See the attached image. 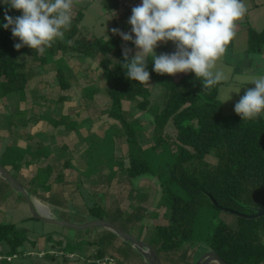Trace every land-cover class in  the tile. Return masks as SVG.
I'll return each instance as SVG.
<instances>
[{"label": "trees", "instance_id": "trees-1", "mask_svg": "<svg viewBox=\"0 0 264 264\" xmlns=\"http://www.w3.org/2000/svg\"><path fill=\"white\" fill-rule=\"evenodd\" d=\"M104 4L109 13L119 9L115 0H104ZM6 9L10 16L22 15L21 11L0 3V99L11 93L25 92L36 77L37 70L47 65L55 70L60 89L68 91L73 82L66 77V71L70 69L66 56L99 58L97 68L101 69L109 98L108 106L102 114L108 115L113 122L104 137L105 141L110 139L112 142V148L107 152L110 156L107 157L106 178L109 183L118 177L130 182L147 174L158 179L161 195L153 214L165 208L164 218L167 222L155 225L150 239L145 242L155 248L162 264H179L178 260L186 258L183 249L186 244L201 246L202 243L228 264H264V217L238 216L235 226L217 219L220 210L255 215L259 209H264L263 117L242 120L237 114L226 116L224 105L217 98L220 83L211 88H203L202 78H196L192 72L178 79L173 75L158 74L153 71L149 56L147 71L150 79L163 89L162 102L153 110L152 91L148 83L129 80L120 66L123 62L122 46L126 43L120 36L113 35L109 39L99 38L94 41L85 39L79 28L84 13L72 8L70 27L62 29L64 38L54 39L43 55L28 46L16 50L14 44L20 42L19 38L12 36L10 28L3 27L7 22L4 20ZM120 29L127 32L126 25ZM68 40L72 41L71 45L67 43ZM128 45L133 47L131 42ZM246 52L250 55L264 53V28L258 31L250 25L247 27ZM59 53L62 56L57 58ZM83 92L86 98L93 99L97 95V88L85 87ZM69 100L70 96L60 95L58 103ZM125 102H130L129 110L124 109ZM133 109L143 110L153 118V144L149 147H143L139 140L144 125L139 117L132 119ZM21 112L17 110V113ZM53 115L49 111L40 118L52 122L56 127L66 125L73 130L78 127L80 130L84 123L80 126L70 115ZM26 124L27 119L22 126ZM169 125L175 130L172 143L165 134ZM118 137H125L128 165L124 159L115 155ZM98 145V150L102 149V144ZM26 156L27 149L10 145L0 163L14 175L13 171L18 172L27 163ZM31 156L40 161L49 156V150L42 148ZM209 156H213L216 162H208ZM4 159H8L7 163L2 162ZM64 166L70 167V160L65 161ZM102 166H98V174ZM53 174V166H41L29 185H23L31 195L38 197L40 189L45 192L52 190L53 180L59 183L65 180L62 174L55 178ZM0 179L3 180L2 177ZM149 194L142 195L138 191V204L131 206L134 213L129 215L128 220L146 216ZM87 212L91 219H105L103 216L106 210L97 201L87 207ZM119 214L121 217L125 215L120 210ZM205 216L209 218L206 227L201 224ZM114 236V233L106 231L99 241L82 240L81 244L99 247L94 259L84 264H107L110 259L106 249ZM48 240H52V237ZM28 242L33 241L27 230L18 228L14 223L0 222V246L5 247L0 252V263L9 264L14 258L24 256L26 252L23 247ZM58 244L62 246L63 241H58ZM70 244L64 246L61 256L46 252L42 257L55 260L58 256L67 263L68 255L75 256V251L69 249L76 245L70 247ZM85 251L79 254L77 260L85 256ZM161 254L165 256V262ZM144 264L148 263L144 261Z\"/></svg>", "mask_w": 264, "mask_h": 264}, {"label": "rangeland", "instance_id": "rangeland-1", "mask_svg": "<svg viewBox=\"0 0 264 264\" xmlns=\"http://www.w3.org/2000/svg\"><path fill=\"white\" fill-rule=\"evenodd\" d=\"M0 3H4V0H0ZM243 3L246 5L247 12L242 19L236 22L235 37L231 41L233 52L239 54L238 57L245 54L244 51L247 47V27L250 25L258 31L264 28V0H243ZM126 12L129 11L126 10ZM109 14L105 8L100 6L98 0L93 2L85 11V18L80 24L81 36L89 41L112 37L111 29L113 27L121 28L125 22L122 17L116 18V16L114 17V15ZM135 50L133 49V55ZM154 51L157 55L161 53H172L175 51V44L172 41H168L167 43L159 42ZM256 56L259 57V55ZM66 57L70 61V64H72V69L66 76L71 78L70 80L73 82L72 88L68 91L63 92L60 89L57 85L55 73L51 66L47 65L45 68L37 70L36 77L30 82L25 92L11 93L0 99V145L2 144L1 142H4V144L20 146L21 149H24V143L20 144L22 141L20 140V135L23 131L22 123L26 119L27 123H31L26 129L30 133L33 124L42 122L39 117L46 111H51L54 115H63V113L70 115L72 119L79 121L80 126L83 121L81 132L78 135L68 131L66 132L62 127H57L54 130L44 129L45 133H49L47 136L38 134L35 137L41 142H45L47 138L51 142L56 140H58V143L60 141H66L73 148V151H76L75 154L78 159L75 162L77 164L72 167V170L84 175L81 176L76 172L66 171L68 176L63 182L59 183L53 180L52 190L45 192L40 189L39 198H35L36 202L39 201L48 209L49 214L37 207L45 215L74 224H82L92 220L88 215L87 207L93 204L94 201H97L106 210L103 216L105 218L104 220L119 226L137 239L145 242L150 239L155 225L167 222L164 218L165 208L159 209L157 213L153 214L161 195L160 183L157 178L151 175L140 176L130 182L123 179L120 180V177L111 183L108 182L106 178L108 173L107 157L110 156V153L108 154L107 152L112 148V142L110 139L105 141L104 137L112 127L111 124L113 122L108 115L102 114V111H105L108 106L109 98L105 90V81L101 69L97 68L99 58ZM233 57L230 51L227 50L225 55L217 61V69L224 71L225 75L229 77L228 80L220 82L218 96L221 95L220 89L222 88L226 89L229 86L233 90L241 88L239 94L232 93V99L223 104L224 114L226 116L235 115L234 106L240 97L244 95L246 89L255 87L254 84H248L250 80L253 77L264 76V73L256 74L253 69H247L246 72H239L237 65L232 61ZM184 74L186 73H177L173 76L178 79ZM148 86L152 91L151 102L154 110V107L160 105L162 102L161 93L163 89L151 79L149 80ZM85 87H96V97L93 99L86 98L83 92ZM60 95H68L70 96V100L58 103ZM21 107L27 108V110L17 113V110ZM130 108V102H125L124 109L129 110ZM132 111L134 112L132 119L139 117L144 125V130L139 134V140L143 147H149L153 144V118L143 110L133 109ZM54 115L53 117H55ZM260 116L264 118V112ZM9 124L12 125L11 129L9 128ZM50 132H53L52 135H50ZM59 132H65L67 136ZM110 134H112V131ZM165 134L167 140L172 143L175 138V130L171 125L167 127ZM94 141L96 143L93 144ZM17 143L20 145H17ZM98 144H102V149L98 150ZM89 146H91L90 149ZM53 148L57 154L52 160V165L56 166L55 168L58 171L61 169L60 165L62 164V160L58 155L59 146L56 145ZM115 148L117 158L124 159L128 165L125 137L116 138ZM86 149L88 151L84 153ZM82 159H87L88 161L84 163ZM207 160L210 163L216 162L213 156H209ZM7 161L8 159H4L2 162L7 163ZM101 164H103L101 167L102 170L98 174L97 168ZM34 170L35 167L31 172H23L18 180H21L24 185L28 186ZM13 173L16 174L15 171ZM93 174H95L94 177H85ZM133 186L134 190L132 191ZM138 191L142 195L145 193L150 195V200L145 210L146 216H141L137 220L134 218L128 220V217L131 216L130 214L134 213V209L131 206L138 204L136 201ZM119 210L124 211L125 215L123 217L119 216ZM217 219H221L229 225L235 226L238 216L232 212L220 210L217 212ZM0 222L14 223L18 228L27 230L29 238L33 241L26 243L23 247L26 252L24 256L14 258L9 264H84L86 261L94 259L93 257L99 247L97 245L88 246L80 242L82 240L99 241L106 231L113 233L111 230L101 228L73 230L35 219L32 217L30 207L22 195L4 179H0ZM208 223L209 218L205 216L201 220V224L206 227ZM114 235L106 249L110 259L107 264H144L145 260L137 254V251L130 243L124 241L115 233ZM50 237H52V240H48ZM58 241H63V245H59ZM67 243H71L70 247L72 244L76 245L75 248L69 249V251H75V256L68 255L69 261L67 263L64 262L62 257L58 256L55 260L42 257L43 253L46 252L57 253L61 256V251ZM204 245V243L201 246L186 244L183 248L186 252V258L178 260V263L195 264L204 253L210 251L209 247ZM1 250H5V247L0 246V252ZM83 251H85V256L77 260L79 254ZM161 255L165 262V256L163 254ZM104 263L106 262H101L100 264Z\"/></svg>", "mask_w": 264, "mask_h": 264}, {"label": "clouds", "instance_id": "clouds-1", "mask_svg": "<svg viewBox=\"0 0 264 264\" xmlns=\"http://www.w3.org/2000/svg\"><path fill=\"white\" fill-rule=\"evenodd\" d=\"M4 3L22 12L13 17L6 9L4 14L7 22L3 27L10 28L12 36L20 41L14 44L16 50L28 46L43 55L54 39L64 38L62 29L70 27L73 0H4ZM246 12L243 0H142L132 8L127 21L130 32L118 27L111 29L113 35L131 42L136 49L133 55L127 43L122 46L120 66L129 80L149 83L150 56L154 72L168 75L192 72L196 78H202L203 88H211L229 79L217 69V61L225 55L235 37L236 22ZM168 41L174 42L175 51L157 55L154 49L159 42ZM67 43L71 45L72 41ZM248 84L255 87L246 89L234 106L242 120L259 118L264 112V76L253 77ZM240 91L241 88L233 90L231 86L222 88L217 98L222 105L232 99V93Z\"/></svg>", "mask_w": 264, "mask_h": 264}, {"label": "crops", "instance_id": "crops-1", "mask_svg": "<svg viewBox=\"0 0 264 264\" xmlns=\"http://www.w3.org/2000/svg\"><path fill=\"white\" fill-rule=\"evenodd\" d=\"M95 1L96 0H73V6H72V8H74L76 10H82L83 13H84V18H85V11ZM98 2L100 3V6L101 7L105 8L104 0H98ZM122 10L123 9H120L119 8L116 12L110 13V14H112V16L114 15V17L116 16V18H121L122 17L123 18V21L125 22L122 25V27L124 25H126L127 32H130L131 26L127 23V21H128V19L131 16L132 13L131 12H126V10H123V12H122ZM107 13H109V12H107ZM84 18H83V20H84ZM115 22H117V21H115ZM119 23H121V22H119ZM79 28H80V26H79ZM126 43H127V45L129 44V42H126ZM132 48L135 49V45H133ZM227 50L230 51V54L232 56H234L232 58V61H234V63L237 65V70L239 72H246L247 69H253V70H255L256 74H258V73H264V53L262 55H259V57H257L256 55H250V54H248L246 52V49H245V51H244L245 54L241 55V57H238L239 54H236L235 52H233L234 50H233V45L231 44V42L228 45ZM61 56H62V53H59L56 57L59 58ZM66 61H67V63L70 66V69L66 71V76H67V73L69 71H71V69H72V64H70V61L67 60V57H66ZM52 70H53V72L56 75L55 70L53 68H52ZM68 79H71V78H68ZM95 97H96V95H95ZM19 110L26 111L27 108L25 109L24 107H21ZM47 112L48 111L44 112L42 114V116L45 115V113H47ZM63 115H65V114L63 113ZM42 116H40V117H42ZM41 120H42V122L40 121V122L36 123L35 125L33 124V126L30 129L31 130L30 133L26 129H27V127L31 123H27L26 125L23 126V131L21 132L20 140H22L24 142L21 141L20 144L21 143H24V149H27V156L25 158V161H27V163H24L23 164L22 168L18 172H16V174H14V177L19 178L23 174V172H25V171L26 172L27 171H30L31 172L34 169V167H35L34 173L31 174V178H32L37 173V170H38L39 167L51 165V166L54 167V174H53L52 177H56L58 174H62L64 176V178L66 179V177L68 176L66 174V171L76 172V171L72 170V167L75 164H77V163H75L76 160H78L77 159V155L75 154L76 151H73V148L70 147L69 144L66 143V141H60L61 143L60 142L58 143V140H56L54 142H51L50 139H48V138H47V140L45 142H43V141L41 142V141L37 140L35 137L38 134H42L44 136L49 135V133H45L44 132V129L45 130L46 129H50V130L52 129V130H54L55 128L57 129V127L52 122L46 121L45 119H41ZM73 120H75V119H73ZM75 121H77V120H75ZM77 122H79V121H77ZM58 127H62V128L65 129L66 132L68 131V132L74 133L76 135L80 134V132H81V129L80 130L69 129V128H67L66 125H61V126H58ZM52 133L53 132H50V135H52ZM59 133L67 136V133H65V132H59ZM1 143L2 144L0 145V159L2 158L3 154L5 153L7 147L10 146V144H6V143L4 144V142H1ZM20 144L17 143V145H20ZM56 145L59 146V148H58V151H59L58 155L60 156V159L62 160V164L60 165V168L61 169H59L58 171L55 168L56 166L52 165V160L55 158V156L57 154V152L53 148ZM42 148L43 149L44 148H47L49 150V156L47 158H43L40 161L37 160V159H32V156L31 155H35L37 153V151L38 150H41ZM87 151H88L87 149L84 150V153H87ZM67 160H70V167H68V168L64 166V162L67 161ZM82 161L84 163H86L88 160L87 159L86 160L85 159H82ZM83 162H82V164H83ZM76 173L78 175L84 176L82 174H79L78 172H76ZM94 175L95 174H93L91 176H85V177H94ZM19 181L21 182V180H19ZM21 183L24 184L23 182H21ZM32 197L35 199L37 196L35 197V196L32 195ZM37 198H39V196Z\"/></svg>", "mask_w": 264, "mask_h": 264}, {"label": "water", "instance_id": "water-1", "mask_svg": "<svg viewBox=\"0 0 264 264\" xmlns=\"http://www.w3.org/2000/svg\"><path fill=\"white\" fill-rule=\"evenodd\" d=\"M0 176L7 183H9L20 195H22V197L25 199V201L28 203L30 207L33 218L42 220L50 224L64 226L73 230H85L91 228H101V229L111 230L121 239L130 243L136 249L139 255H141L148 264H162L160 256L158 255L157 251L151 244L137 239L131 233L127 232L126 230L120 228L119 226L109 221L103 219H92L82 224H74L43 214L37 207L36 200L33 197H31L27 188L16 177H14V175L1 163H0ZM144 176H150V175L147 174ZM211 199L213 203L217 206L215 200L213 198ZM231 212L236 214L237 216L244 218L264 217V209H259L255 215H246L236 211H231ZM212 263L228 264L226 261L220 258L219 255L213 250L204 253L195 264H212Z\"/></svg>", "mask_w": 264, "mask_h": 264}, {"label": "built area", "instance_id": "built-area-1", "mask_svg": "<svg viewBox=\"0 0 264 264\" xmlns=\"http://www.w3.org/2000/svg\"><path fill=\"white\" fill-rule=\"evenodd\" d=\"M119 4V8L127 11H132V8L142 3V0H115ZM1 258V256H0Z\"/></svg>", "mask_w": 264, "mask_h": 264}, {"label": "bare ground", "instance_id": "bare-ground-1", "mask_svg": "<svg viewBox=\"0 0 264 264\" xmlns=\"http://www.w3.org/2000/svg\"><path fill=\"white\" fill-rule=\"evenodd\" d=\"M36 204L42 211H44L45 213L49 214L48 209L44 205H42L39 201H37Z\"/></svg>", "mask_w": 264, "mask_h": 264}]
</instances>
